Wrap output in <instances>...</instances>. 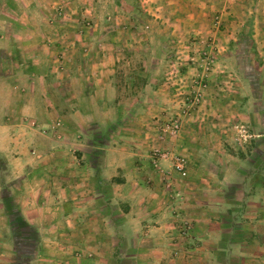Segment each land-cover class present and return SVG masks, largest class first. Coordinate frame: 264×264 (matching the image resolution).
I'll return each instance as SVG.
<instances>
[{
	"label": "rangeland",
	"instance_id": "1",
	"mask_svg": "<svg viewBox=\"0 0 264 264\" xmlns=\"http://www.w3.org/2000/svg\"><path fill=\"white\" fill-rule=\"evenodd\" d=\"M239 5L0 0V109L8 101L2 105L1 95L11 96L0 125L19 124L15 150L36 162L21 173L14 152L0 153V264L147 261L114 238L95 251V242L42 237L65 235L58 224L65 211L89 208L103 186L120 219V184L143 179L146 161L174 207L193 187L211 185L210 177L192 175L200 168H231L221 193H232L235 204L250 186L264 192V25L224 29ZM37 135L49 139L48 152L32 149ZM45 223L56 225L47 230ZM26 227L32 236L15 231ZM254 240L264 244V233ZM173 259L169 252L161 264Z\"/></svg>",
	"mask_w": 264,
	"mask_h": 264
},
{
	"label": "crops",
	"instance_id": "2",
	"mask_svg": "<svg viewBox=\"0 0 264 264\" xmlns=\"http://www.w3.org/2000/svg\"><path fill=\"white\" fill-rule=\"evenodd\" d=\"M234 1L239 2L240 7H237V11L234 10L233 15L230 16L234 18V23L225 25L224 29H245L246 26L251 29L259 24L264 25V6L261 7V3L264 5V0ZM200 7L203 9L206 6ZM227 14L225 12L223 14L225 20L228 19ZM251 20L254 21L253 24ZM6 96L7 107L11 96L3 93L1 98L4 105ZM5 108L0 109V113L2 110L4 112ZM18 126L19 124L0 125V153L7 155L9 151L14 152L15 155L11 160L13 166H16L19 172L25 173L27 170L31 171V166L36 162L30 160L28 155L25 157L19 155L15 150L18 146V143L15 144L18 138L13 139L12 135H16L15 130ZM37 140H39L38 144L32 149L48 152L51 146L50 144L48 147L49 139L37 135ZM146 164L147 166L143 165L141 171L143 179L131 181L128 177L120 184L123 208L116 207L121 211L120 219L113 217L112 203L103 198L102 194L110 190L107 186H103L95 192L100 200L91 204L89 208L74 206L71 211H65L61 217L64 219L58 223L63 226L61 232L67 231L65 235L44 233L42 237L59 241L60 236L61 238L67 236L68 239L72 238L77 246L84 243L91 245L95 242V251L101 245L106 246V243L114 238L121 242L123 252L134 254L136 260L138 258L142 262L147 259L142 264H161L162 259L167 258L169 252L174 257L170 262L173 261L175 264L181 262L182 264H231L233 260L242 262L241 264H264V244L254 240L260 232L264 233V196L257 195L263 192L260 191L261 189L257 188V192H253V187L250 186L249 191L243 193L238 199L240 201L235 204L231 197L232 193L229 195L221 193L224 185L229 182L228 176L233 172L231 168L227 169L226 173L216 171L206 173L200 168L193 170L192 175L196 177L195 173L197 175L202 173L203 177H210L211 185L193 187L195 192L190 191L186 201L174 207V203L170 204L164 200L166 199L164 190L159 181L152 178L153 174L147 161ZM165 166L168 167L167 164ZM154 172L156 173L155 170ZM214 178H217L218 185ZM117 213L119 212L116 211L115 214ZM53 225L56 224L45 223L47 230ZM180 227H184L181 233L183 235L179 233ZM164 243H167V247H164ZM102 251L103 248H100L97 253L101 255ZM182 255L184 261H181Z\"/></svg>",
	"mask_w": 264,
	"mask_h": 264
},
{
	"label": "built area",
	"instance_id": "3",
	"mask_svg": "<svg viewBox=\"0 0 264 264\" xmlns=\"http://www.w3.org/2000/svg\"><path fill=\"white\" fill-rule=\"evenodd\" d=\"M162 157H163V158L171 159V157H172V153H169V154L164 153V154L162 155ZM176 168H177V170H178L179 172H181V173L184 172V166L182 165V163H179V164L176 166ZM183 174H185V173H183Z\"/></svg>",
	"mask_w": 264,
	"mask_h": 264
},
{
	"label": "trees",
	"instance_id": "4",
	"mask_svg": "<svg viewBox=\"0 0 264 264\" xmlns=\"http://www.w3.org/2000/svg\"><path fill=\"white\" fill-rule=\"evenodd\" d=\"M15 231L17 232V234H21V235L27 236V237L32 236L35 232V230L32 231L31 229H28L27 227H26V230H24V228H23L22 233L19 231V229H15Z\"/></svg>",
	"mask_w": 264,
	"mask_h": 264
}]
</instances>
